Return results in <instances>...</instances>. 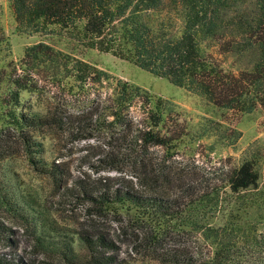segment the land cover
Instances as JSON below:
<instances>
[{"label": "trees", "instance_id": "16d2710c", "mask_svg": "<svg viewBox=\"0 0 264 264\" xmlns=\"http://www.w3.org/2000/svg\"><path fill=\"white\" fill-rule=\"evenodd\" d=\"M11 1L28 32L131 62L214 107L239 114L264 108V0ZM42 73L102 92L86 107L52 97L44 110H20ZM7 85L0 95V264H37L39 256L51 264H126L116 238L95 223L104 227L109 215L132 249L161 264H264L261 222L252 221L264 212L257 161L246 158L212 176L191 172L178 157L183 145L193 153L206 136L181 132L172 101L44 42L26 49L21 73ZM44 130L90 141L77 175L44 157L36 137ZM234 133L232 145L241 136ZM21 153L58 197L74 202L73 213L82 207L89 224L60 232L48 208L6 181L2 164ZM83 167L117 174L94 177ZM16 226L28 234L34 257Z\"/></svg>", "mask_w": 264, "mask_h": 264}, {"label": "rangeland", "instance_id": "374dc122", "mask_svg": "<svg viewBox=\"0 0 264 264\" xmlns=\"http://www.w3.org/2000/svg\"><path fill=\"white\" fill-rule=\"evenodd\" d=\"M40 42L50 44L57 50L107 71L116 79L140 86L152 95L176 104L179 109L175 119L181 123V132L184 131L187 134L191 131L192 134L206 136L193 147L192 150H195L193 153L190 151L189 145H183L178 158L183 161V166L189 168L191 172L198 173L200 176H212L215 173L229 171L244 159L250 158L257 161L264 185V108H259L250 114H239L214 107L207 100L187 89L173 85L167 79L156 77L131 62L121 60L111 54L88 49L69 38L28 32L21 28L17 22L11 0H0V70H2V72L0 71V95L5 91L2 94L3 98L7 94L8 80L21 73V64L26 49ZM230 64H232V60L227 63V66ZM24 66L28 65L24 64ZM37 77L39 82L37 88L33 89L34 92L23 93L20 110L27 111L28 108L37 111L44 110L52 97L58 98L61 103L69 106L86 107L90 100L97 97L98 91L102 92L101 89L95 88L90 91L73 88L70 81H62L61 78L55 79L48 73H42ZM234 130L241 136L232 145L235 137ZM36 137L44 143L46 150L44 157L49 162L67 164L71 174L79 173L78 169L83 163L80 157L85 153L83 149L89 145L90 141L72 143L48 130L42 131ZM1 168L2 173L5 174L3 177L16 186L20 195L34 196L42 209L48 208L52 215L51 218L60 232L74 234L83 228L82 224H89L83 216L82 207L73 213L74 202L58 197L53 184L33 170L23 153L3 163ZM83 168L85 172L91 173L88 167ZM91 174L95 177L99 175L114 176L117 173L100 171L98 174L95 172ZM260 214L254 216L252 221L261 222L259 226L261 232L264 233V212ZM95 223L101 228L109 230L116 238L121 258L126 264H161L143 252L132 249V245L125 241L126 237L120 235L121 231L115 223L114 216L109 215L104 227L101 225L102 222L95 221ZM16 228L19 230L22 248H26V252L34 257L28 234L19 229V226ZM37 260V264H51V260L43 256L37 257Z\"/></svg>", "mask_w": 264, "mask_h": 264}]
</instances>
